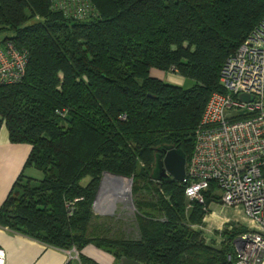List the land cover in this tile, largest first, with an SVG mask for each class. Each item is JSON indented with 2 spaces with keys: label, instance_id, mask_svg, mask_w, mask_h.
<instances>
[{
  "label": "trees",
  "instance_id": "16d2710c",
  "mask_svg": "<svg viewBox=\"0 0 264 264\" xmlns=\"http://www.w3.org/2000/svg\"><path fill=\"white\" fill-rule=\"evenodd\" d=\"M89 2L92 16L79 21L52 0H0V32L9 33L0 41L27 54L21 80L0 86V123L11 144L30 147L0 227L74 248L79 264H98L81 254L87 246L115 264H234L243 227L215 232L217 244L192 228L218 203L214 185L203 204L188 201L181 183L157 180L154 166L170 148L188 162L204 106L221 91L220 70L264 18V0ZM103 173L131 178L136 239L92 233Z\"/></svg>",
  "mask_w": 264,
  "mask_h": 264
},
{
  "label": "built area",
  "instance_id": "2783aa9c",
  "mask_svg": "<svg viewBox=\"0 0 264 264\" xmlns=\"http://www.w3.org/2000/svg\"><path fill=\"white\" fill-rule=\"evenodd\" d=\"M52 9L79 21L94 12L89 0H52ZM26 63L24 51L0 41V86L18 83ZM219 85L221 91L209 96L194 130L180 183L185 198L200 204L214 185L217 204L236 210L246 222L234 241V264H264V18L226 59ZM210 217H215L212 212ZM4 257L0 250V264Z\"/></svg>",
  "mask_w": 264,
  "mask_h": 264
},
{
  "label": "crops",
  "instance_id": "0c3cea01",
  "mask_svg": "<svg viewBox=\"0 0 264 264\" xmlns=\"http://www.w3.org/2000/svg\"><path fill=\"white\" fill-rule=\"evenodd\" d=\"M171 74L172 81L181 85L183 79ZM164 75H154L164 81ZM170 77V76H169ZM30 147L11 144L4 123H0V206L8 196L15 180L23 171ZM28 173H31L28 171ZM29 175V174H26ZM0 250L4 252V264H79L72 250H60L46 246L0 227ZM81 254L98 264H113V260L92 246L85 247Z\"/></svg>",
  "mask_w": 264,
  "mask_h": 264
},
{
  "label": "rangeland",
  "instance_id": "374dc122",
  "mask_svg": "<svg viewBox=\"0 0 264 264\" xmlns=\"http://www.w3.org/2000/svg\"><path fill=\"white\" fill-rule=\"evenodd\" d=\"M8 36L9 33L0 32V40ZM172 77L173 76L171 74H165L164 82L167 84L176 85L183 88H188L191 85V82L185 80H183V83L181 85L176 84L175 82L172 81ZM103 174H107V173H103ZM103 174L100 178L98 185L99 188L101 184V189H100L101 192H99L96 201L94 199L92 205V215H93L92 233L97 236L105 237L107 239H121V240L129 239V238L136 239L138 236L137 227L135 223V217L137 214L133 206L131 178L121 177L122 179L127 181L128 192L121 195H115L114 192L117 190L118 186L114 181L109 183L106 179H104ZM105 177H111V176L110 174H108L105 175ZM87 181L88 179L83 180L82 185H85ZM210 210L215 217H210L211 212H209V214L202 219V223H203L202 225L192 227L196 231L201 232L202 237L205 239L206 243H210V242H213L214 244L219 243L220 239L219 237H217V235H215V232L223 230V228L226 225L233 226L235 225L233 223H237L238 226L240 224L241 225L240 227H242V225L244 226V224L246 223L245 220L243 222L241 215H239L236 210L221 208L220 205L218 204L210 206ZM221 216H223L221 220H215L217 217H221ZM230 218L233 219L230 220V222L227 221ZM222 219H226V220L222 221ZM72 249L74 248H71L70 250Z\"/></svg>",
  "mask_w": 264,
  "mask_h": 264
},
{
  "label": "water",
  "instance_id": "95a60500",
  "mask_svg": "<svg viewBox=\"0 0 264 264\" xmlns=\"http://www.w3.org/2000/svg\"><path fill=\"white\" fill-rule=\"evenodd\" d=\"M241 99H244V98L242 97ZM161 155L162 157L160 158V160L156 161L155 166H154V171H156V169L158 168L160 169V171H158L157 180L159 181L163 179H170L178 183L182 182V180L184 179V175H185V165H186V161H185L183 154L177 149L170 148V149L162 151ZM103 175H104L103 177L105 178V175H108V174H103ZM110 176L112 178L122 179L121 177H117L113 175H110ZM100 189H101V184L98 188L95 201L98 197ZM117 264H139V263L131 261V260H127L126 258H121Z\"/></svg>",
  "mask_w": 264,
  "mask_h": 264
},
{
  "label": "bare ground",
  "instance_id": "6f19581e",
  "mask_svg": "<svg viewBox=\"0 0 264 264\" xmlns=\"http://www.w3.org/2000/svg\"><path fill=\"white\" fill-rule=\"evenodd\" d=\"M110 178V179H109ZM104 179H106L109 183H111L112 181H114L116 183V185L118 186L117 190L114 192L115 195H121V194H125L128 192V188H127V181L124 179H117V178H111V177H105ZM113 179V180H112ZM105 181V180H104ZM126 184V185H125ZM116 188V187H115ZM104 191V190H103ZM101 192V191H100ZM101 194V193H100ZM99 195V194H98Z\"/></svg>",
  "mask_w": 264,
  "mask_h": 264
},
{
  "label": "flooded vegetation",
  "instance_id": "af4514ba",
  "mask_svg": "<svg viewBox=\"0 0 264 264\" xmlns=\"http://www.w3.org/2000/svg\"><path fill=\"white\" fill-rule=\"evenodd\" d=\"M158 171H160V169L158 168Z\"/></svg>",
  "mask_w": 264,
  "mask_h": 264
}]
</instances>
